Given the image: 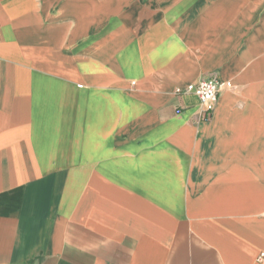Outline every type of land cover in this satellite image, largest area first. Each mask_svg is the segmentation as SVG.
Returning <instances> with one entry per match:
<instances>
[{
    "label": "crops",
    "instance_id": "1",
    "mask_svg": "<svg viewBox=\"0 0 264 264\" xmlns=\"http://www.w3.org/2000/svg\"><path fill=\"white\" fill-rule=\"evenodd\" d=\"M0 264H264V0H0Z\"/></svg>",
    "mask_w": 264,
    "mask_h": 264
},
{
    "label": "built area",
    "instance_id": "2",
    "mask_svg": "<svg viewBox=\"0 0 264 264\" xmlns=\"http://www.w3.org/2000/svg\"><path fill=\"white\" fill-rule=\"evenodd\" d=\"M221 85L212 77L202 76L194 83L189 84L184 92L193 95L198 101V105L206 114L211 113L219 97Z\"/></svg>",
    "mask_w": 264,
    "mask_h": 264
}]
</instances>
